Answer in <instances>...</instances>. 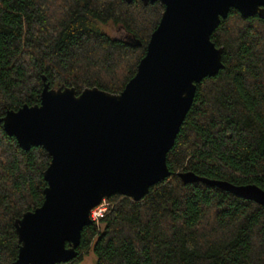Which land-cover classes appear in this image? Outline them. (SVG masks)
Here are the masks:
<instances>
[{"label":"trees","instance_id":"obj_1","mask_svg":"<svg viewBox=\"0 0 264 264\" xmlns=\"http://www.w3.org/2000/svg\"><path fill=\"white\" fill-rule=\"evenodd\" d=\"M163 9L140 0H0V120L38 104L45 83L119 94ZM210 39L222 48L223 68L196 85L166 155L170 177L138 202L106 199L107 211L82 229L77 257L65 264L89 253L94 264H264V208L178 177L264 191V17L231 9ZM49 163L42 147L24 151L0 122V264L17 258L14 222L41 206Z\"/></svg>","mask_w":264,"mask_h":264},{"label":"water","instance_id":"obj_2","mask_svg":"<svg viewBox=\"0 0 264 264\" xmlns=\"http://www.w3.org/2000/svg\"><path fill=\"white\" fill-rule=\"evenodd\" d=\"M130 4L135 0H122ZM163 12L135 75L119 94L86 88H50L40 102L9 110L4 132L24 151L42 147L50 157L38 208L14 222L19 244L13 264H65L77 257L89 212L114 195L142 200L169 178L166 155L191 107L196 85L223 68L211 35L231 9L242 18L264 17V0H140ZM45 81V78H42ZM201 182L264 208L256 185H233L193 173Z\"/></svg>","mask_w":264,"mask_h":264},{"label":"built area","instance_id":"obj_3","mask_svg":"<svg viewBox=\"0 0 264 264\" xmlns=\"http://www.w3.org/2000/svg\"><path fill=\"white\" fill-rule=\"evenodd\" d=\"M108 209V204L106 199H103L101 203L94 207L92 210L89 212V219L92 223L98 224L100 219L103 217L104 213Z\"/></svg>","mask_w":264,"mask_h":264},{"label":"rangeland","instance_id":"obj_4","mask_svg":"<svg viewBox=\"0 0 264 264\" xmlns=\"http://www.w3.org/2000/svg\"><path fill=\"white\" fill-rule=\"evenodd\" d=\"M112 36H118V34L116 32H114L111 29H107ZM95 263V257L92 253H89L88 255H86L84 257L83 263L82 264H94Z\"/></svg>","mask_w":264,"mask_h":264}]
</instances>
